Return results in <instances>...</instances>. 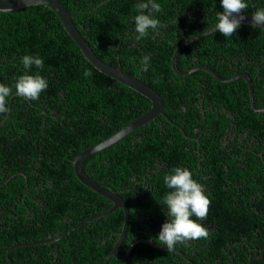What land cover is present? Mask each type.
I'll return each mask as SVG.
<instances>
[{"label": "trees", "instance_id": "1", "mask_svg": "<svg viewBox=\"0 0 264 264\" xmlns=\"http://www.w3.org/2000/svg\"><path fill=\"white\" fill-rule=\"evenodd\" d=\"M55 1L71 16L79 35L98 59L134 77L160 96L162 112L169 120L159 115L112 145L90 155L81 163L83 174L102 188L117 194L131 187L136 180L149 179L146 176L149 165L146 160L157 159L160 164L155 171L159 172L158 189L162 200L169 191L163 183L165 174L176 167L188 165L189 170L202 164L207 169H198H201V175H208L203 183L211 204L207 219L201 223L207 224L210 217L212 227L223 223L220 213H227L230 209L223 199L220 200L224 194L220 184L229 188L230 182L234 181L235 187L231 185L232 188L240 186L243 191L247 189L250 195L247 199L253 196L254 200L250 203L252 207L246 208L250 211L248 222L253 225L247 234L252 236L255 229H260L259 235L264 238V203L260 198L263 193L256 195L257 189H254L253 184L256 175L261 172L258 167L254 170V163L260 161L256 156L244 158L238 153L233 158L222 148L223 141H232L234 134V141L240 137L244 144L252 135L256 136L257 141L264 142V127L252 123L247 131L244 115L242 118L239 116L237 128L231 130L229 118L224 115L212 118L210 112L208 117L204 115L202 119L197 99H202L204 102L200 106L205 107V102L213 106V97L226 110L240 112L239 102L232 104L228 96L234 83L219 82L204 70L178 76L170 68L172 53L179 44L217 23L216 13L222 12L220 0H155L161 5L162 11L155 14L154 18L164 26L155 32L149 30L147 37L140 41L135 40L137 34L133 20L138 14L135 5L140 0ZM253 4L254 11L264 9V0H250V5ZM243 13L251 14L247 9ZM25 55H38L43 59V69L33 66L27 74L38 73L47 80L48 88L36 101L17 97L14 89L8 98L9 112L0 114V122L6 117L0 125V164L3 171L0 181L12 176L11 180L19 178L20 187L25 188L26 183L18 174L21 173L26 176L27 187L31 188L30 195L38 198L42 189H47L42 195L48 198L40 201L49 206L42 209L46 212L43 222L45 230L53 226L64 228L62 221L67 219L74 226L104 213L111 202L76 180L72 171L73 158L138 118L150 104L142 96L95 71L66 35L53 12L42 6L0 12V84L11 87L20 75L25 74L21 63ZM145 55L150 57L148 72H142L139 68V62ZM220 60L222 62L218 64ZM236 62H239V70L247 67L248 72L253 70V64L250 63L258 66L264 63V32L260 28L241 25L229 38L214 31L181 49L175 58V67L179 72H186L206 66L219 78L226 79L231 75L227 64L235 65ZM85 70L91 71L90 77H84ZM181 102L186 103L184 107L188 111L181 116L190 114L188 122L197 130L194 133L190 128H185L186 136H182L170 121L176 118L174 110L183 107ZM189 137H196L199 143L188 140ZM237 152H240L239 149ZM20 157L24 158L22 165ZM192 178L198 180L194 174ZM11 192H14V188L8 191ZM122 197L127 204V197L124 194ZM27 204L35 203L27 201ZM256 204L261 205L258 207ZM127 210L130 211L127 213L130 214L131 222L133 212L130 208ZM158 212L162 216L164 213L166 218L165 209L164 212L158 209ZM215 214L216 217L213 216ZM238 214L241 216L242 212L238 211ZM137 215L143 224L153 221L155 225L153 228L140 229L128 225L120 253L124 254L134 240L152 238V234H155L153 242L161 248L150 249L148 245L137 242L124 261L109 257L106 264H137L150 253L154 264H179L177 254L167 252L157 240L162 225V221L157 222L160 215L150 208L138 209ZM123 220L122 209L116 208L100 219L80 224V231L84 228L83 231L79 234L72 232L63 240L79 238L85 243L87 251H97L91 264H104V257L119 237ZM242 222L235 226L236 230L242 229ZM66 230L57 231L54 236ZM245 236L240 238L237 231L220 228L210 233L206 242H212L214 248H220L228 242L230 255L227 260L231 264H264V259H247ZM177 245L176 248L185 253L181 244ZM187 245L196 247L197 243L189 241ZM118 255L121 254L118 252ZM191 261L200 264L197 259ZM213 262L210 259L207 264ZM76 263L82 264L76 259H59V264Z\"/></svg>", "mask_w": 264, "mask_h": 264}, {"label": "flooded vegetation", "instance_id": "2", "mask_svg": "<svg viewBox=\"0 0 264 264\" xmlns=\"http://www.w3.org/2000/svg\"><path fill=\"white\" fill-rule=\"evenodd\" d=\"M245 2L248 4L247 12H250L252 14L254 12L253 9L255 5H250V0H245ZM242 14L251 16V14H246L243 12ZM221 62L222 60H220L218 64ZM246 63L249 64V61H246ZM238 64L239 62H236L235 65L233 63L227 64L226 68L228 69V72L231 75L226 79L234 78L233 80H230V82L234 84H232V86L230 87L228 91V96L230 97L232 104H234L235 102H239V106L241 107L240 112L233 113V111L231 110H226L223 105L221 106L212 97L213 106L205 102L206 106L202 107L200 105H202L204 101L202 99H197V105L200 108L199 113L202 115V119L205 118L204 115L208 117L210 112L212 113V118H217L223 115L226 116L227 118H229L230 130L232 128H237L239 116L240 118H242V115H244V120L246 121L245 127L247 128V131H249L250 125L252 123L264 127V63H262L260 66L256 65V63H250L253 64L251 66L253 70H250V72L247 71V67H243V70H239ZM198 67L207 68L206 66ZM243 76H246L249 79L250 91ZM244 87H246V92H244ZM181 103L183 107L174 110L177 119H170V121L174 125H176L174 127L182 136H186L187 131L185 128H190L191 131H193L194 133L197 130L195 128H192V126L188 122L191 116L190 114H188L187 116H181V114H185L186 112H188L187 108L184 107L186 103ZM248 111H251L254 115H251ZM256 113H259L261 115H257ZM171 122L169 123L172 124ZM178 122L183 123V125H180ZM219 128L223 129L222 127ZM244 135L246 136L247 134L244 133ZM235 136L236 134H234V136L232 137V141L224 140L222 143V148L224 149L226 154H232L233 158L236 153H238L244 158H249L252 155L254 157L256 156L259 159L260 163H254V170L258 167L261 169V172L256 175L253 184L255 186L254 189H257L256 195L263 193V196L260 195V198L261 201H263L264 203V142L257 141L255 139L256 136L252 135L251 138H248L247 143L244 144L242 141L243 139L240 137L237 138L236 141H234ZM188 140H193L194 142L199 143L196 137H189ZM248 146H250L249 149L246 148ZM198 148L199 146L197 145V150ZM238 149L240 152H237ZM243 153L244 155H242ZM237 158L242 159L240 157ZM23 159L24 158L20 157L21 165L23 164ZM146 162L149 163L147 167L148 171L146 174L149 179L144 181L136 180V182L132 184L131 187H128L120 193L116 194L112 192L122 199L126 209L130 208V210L133 212V216H131V222L130 214L127 213V226L130 225L132 228L136 229L153 228L155 225V222L153 221H145L144 224L142 223V219L137 215V210L140 208L154 209L158 213V215H160L157 222L159 223L162 221V225L167 221V216L166 218H164V213L162 216V214L158 212V209H161L164 212V206L160 204V189H158L159 172L155 171V169L159 167L160 163L157 159H154L152 161L146 160ZM153 165L155 166L152 167ZM182 168L188 169V165ZM198 168H201L202 170L207 169L206 166L198 164L197 166H194V168L189 169V171L192 173V175L194 174L197 177V182L201 184L204 188V178L208 177V175H204L203 173L201 175V169ZM1 171L2 165L0 164V179H2ZM18 174L23 177L24 182L26 183L25 188L20 187L19 178H13L11 180L12 176L4 179L3 181H0V264H59V259L61 258L76 259L78 261H81L82 264H91V260L95 258L96 255L94 254L97 251H87L86 246L84 245L85 243L83 244V242H81L79 238L69 237L66 240H63L67 235L72 232H74L75 234H79V232L83 231L84 228H81L80 231V225L78 227H76V225L78 224L72 226L71 220L67 219L62 221L64 228L58 229V226L56 228L53 226V228H48L47 230H45L43 222L46 212L42 211V209L44 210L49 206L41 203L40 201L42 199L48 198L47 196L42 195L43 193L47 192V189L43 188L41 193L38 195V198H36L34 195H30L31 188L27 187L26 176H23V174L21 173ZM230 183L232 186L234 185L233 187H235L234 181H231ZM47 185L49 186V184ZM231 185H229V188H227L225 184H220V186L223 188L221 190L222 192H224V194L220 196V200L223 199L224 202L227 204V207H229L230 209L227 213H220L223 223H219V225H216L218 227H212L211 217L210 220L207 221V224L201 223V221L199 222L204 227L206 226L205 228L208 229L209 236L210 233H214V230H218L220 228H225L226 231H237L239 233L240 238L245 234L246 236L243 238L246 240V247H248L247 252L245 253L247 259H264V238L260 237L259 235L260 229H255L254 234H252V236H249L247 234L248 232H250L253 225L248 222L247 216L250 214V211L249 209L246 210V208L252 207V204L250 205V203L254 201L252 199L253 196L247 199V196L250 197L249 191L247 189H244L243 191L242 189H240V186L232 188ZM13 188L14 192L8 193V191ZM122 194L127 197L128 203H131V205L127 206L128 203L126 204L124 202ZM13 195L14 198H11ZM11 200L12 203L10 202ZM27 201H34L35 204L28 205ZM256 205L260 207L261 204ZM262 209H264V205ZM238 211L242 212L241 216L238 214ZM127 212L130 211L127 210ZM255 212L258 211L255 210ZM216 215L217 214L213 216L216 217ZM241 221H244L242 222L244 223L242 229L236 230L235 226ZM83 224H85V222ZM69 226L70 229L66 230V228H68ZM61 230L66 231L63 234H58L57 236H54V233ZM154 235H151L152 238H138L131 242L129 246L131 245L133 246L132 248H134L137 242H140L142 244L148 245L150 249L161 248L153 242L155 238ZM118 238L115 240V242L118 240ZM123 240L124 237H122L117 246V256H123L127 251L126 250L124 254L120 253V247H122L123 245ZM261 241L262 243L260 245L252 247L253 245ZM192 242L197 243V246H188L187 244L189 242H187L186 245H181V249H183L185 253H182L177 248L173 250V252L177 254L176 259H179V264H182L181 260L184 261L186 264H193L191 259H197L200 264H207L208 260L210 259L214 261L213 264H231V261L229 262L227 260L229 259L230 255V246L228 245V242H225L224 245L220 248H214L212 242H206V239H198ZM220 245L216 246L219 247ZM178 246L179 245H177V247ZM118 252L121 255H118ZM108 254L109 253H107V255ZM240 258H242V255L240 256ZM124 259L122 260L124 261ZM137 264H154L153 260H151V253L148 254V256H146L145 258H142L137 261Z\"/></svg>", "mask_w": 264, "mask_h": 264}, {"label": "clouds", "instance_id": "3", "mask_svg": "<svg viewBox=\"0 0 264 264\" xmlns=\"http://www.w3.org/2000/svg\"><path fill=\"white\" fill-rule=\"evenodd\" d=\"M222 12L216 13L217 23L211 29L219 32L225 38L233 36L241 27L245 16L240 15L248 9L245 0H220ZM134 16L135 40L140 41L146 38L149 30L155 32L164 25L154 18L155 14L162 11L161 5L155 0H140L135 5ZM251 27L256 29L264 25V9H257L251 15ZM25 74L20 75L15 83L9 87L0 84V114L9 112L8 98L13 94L26 101H36L40 94L48 88L47 80L39 75L27 74L35 66L43 69L44 63L41 57L25 55L21 58ZM142 72H148L150 68V57L145 55L139 62ZM85 78L91 76L90 70L83 73ZM163 183L170 191L161 200L164 206L167 221L161 226L157 240L166 248L167 252L173 251L177 244L186 245L189 241L207 239L209 231L201 223L207 219L208 210L211 204L204 188L192 178V173L181 167H176L170 173L165 174ZM195 217L196 219H192Z\"/></svg>", "mask_w": 264, "mask_h": 264}, {"label": "water", "instance_id": "4", "mask_svg": "<svg viewBox=\"0 0 264 264\" xmlns=\"http://www.w3.org/2000/svg\"><path fill=\"white\" fill-rule=\"evenodd\" d=\"M29 6H42L44 8L49 9L55 17L58 19L59 24L61 25L62 29L66 33V35L70 38V40L76 45L78 50L80 51L82 57L85 59V61L91 65V67L97 71L98 73H101L102 75L114 80L115 82L125 86L129 90L137 93L138 95L142 96L149 102V108L145 113L140 115L138 118L134 119L130 123L126 124L124 127H122L120 130H118L116 133L112 134L111 136L107 137L106 139L102 140L99 143H96L92 145L91 147L81 151L78 153L72 160V171L74 174V177L76 180L82 184L84 187L88 188L89 190L93 191L97 195L107 199L109 202H111L110 207L102 214L96 215L90 219L84 220L80 224L88 221V220H97L102 217H104L106 214L110 213L116 208H121L124 213V220L121 227V231L119 234L118 240L113 245L111 251L104 259V264H106V261L109 257H113L115 259H124L125 256L129 254L133 246H129L126 253L123 256H117V246L122 239V237L125 234L126 227H127V209L122 201V199L117 196L116 194L102 188L101 186L97 185L96 183L89 180L81 171V163L84 159L89 157L90 155L112 145L116 141L120 140L121 138H124L127 134L131 133L134 129L139 128L140 126L148 123L149 121L155 119L158 115H161L166 121H169L166 116L162 112V100L160 96L151 88L140 82L139 80L135 79L134 77L122 72L118 68H114L112 66H109L105 63H103L100 59H98L93 52L90 50V48L87 46L85 41L82 39V37L79 35L78 31L76 30L75 26L73 25L71 21V16L64 10V8L55 0H0V12H11L16 11L19 9H23ZM240 15L245 16V20L242 22L241 25L243 26H250L251 16L244 15L240 13ZM215 26V25H214ZM213 26V27H214ZM213 27H210L209 29H206L205 31L190 37L186 40H184L181 44H179L176 49L173 51L171 59H170V68L171 71L178 75V76H186L191 72L197 71V70H204L208 74L211 75L215 80L226 83L230 82V80H233L234 78L229 79H222L219 78L216 74H214L211 70L207 68H193L186 72H179L175 67V58L179 51L183 49L186 45L199 40L203 37H206L207 35L214 32V29H211ZM260 29L264 32V25L260 26ZM244 80L246 81V84L248 85L249 91H250V84L249 79L246 76H243ZM6 119V117L0 122V125L3 123V121ZM80 224L76 225L78 227ZM134 245V244H133Z\"/></svg>", "mask_w": 264, "mask_h": 264}]
</instances>
